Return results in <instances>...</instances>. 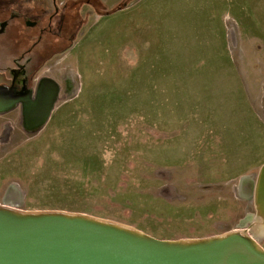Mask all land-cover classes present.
<instances>
[{
	"label": "rangeland",
	"instance_id": "374dc122",
	"mask_svg": "<svg viewBox=\"0 0 264 264\" xmlns=\"http://www.w3.org/2000/svg\"><path fill=\"white\" fill-rule=\"evenodd\" d=\"M97 1H31L27 25L55 10L58 36L75 33L37 67L33 57L64 42L45 33L29 53L36 34L6 31L15 14L0 16V86L13 69L22 99L43 84L56 96L41 127L26 126L20 101L0 110V206L12 208L0 214H78L183 244L241 231L264 259L252 200L264 166V0Z\"/></svg>",
	"mask_w": 264,
	"mask_h": 264
},
{
	"label": "water",
	"instance_id": "95a60500",
	"mask_svg": "<svg viewBox=\"0 0 264 264\" xmlns=\"http://www.w3.org/2000/svg\"><path fill=\"white\" fill-rule=\"evenodd\" d=\"M18 99L12 87L0 86V110ZM96 228L61 216L16 220L0 215V264H264L260 255L232 236L209 248L168 253L160 251L176 248V243Z\"/></svg>",
	"mask_w": 264,
	"mask_h": 264
},
{
	"label": "bare ground",
	"instance_id": "6f19581e",
	"mask_svg": "<svg viewBox=\"0 0 264 264\" xmlns=\"http://www.w3.org/2000/svg\"><path fill=\"white\" fill-rule=\"evenodd\" d=\"M52 87V86H51ZM51 87L50 85L48 84H43L41 89H40V100L44 99L46 101L45 98L48 97V94L50 93L51 91ZM35 100H32L31 102L33 103ZM30 102V104H31ZM36 103V102H35ZM38 103H39V100H38ZM28 105H29V102H27L25 104L26 108H28ZM53 108V105H51V103L48 105V107L46 108L45 111H42L41 112V115L38 116L37 113L38 110H37V113L36 115L33 117V114L36 109H33L31 111V117L33 118H29L28 121H27V116L25 117L26 118V126L30 129V128H37V127H41L45 121L48 119L50 113H51V109ZM40 114V113H39ZM38 116V117H37ZM36 119V121H35ZM33 121V122H32ZM9 130V129H8ZM256 179V177H255ZM254 193H253V198L252 200L254 201V205H255V208L257 210V216H255V231H254V234L255 236H257L259 239H262L264 237V166L261 168V171L259 172V175H258V180H255V183H254ZM263 195V197L261 198V196ZM6 213V212H4ZM2 215V214H0ZM55 215H61V214H57L55 213ZM63 215H67V214H63ZM4 217H7V218H10L9 216H6L3 214ZM68 216V217H67ZM65 217H67L68 219H85V220H88V221H83L85 224L87 225H91V226H94V227H97L96 229H99V230H108L111 228V227H108V226H105L104 224H102L103 222H95L94 220L84 216V215H78V214H72V215H67ZM80 217V218H78ZM10 219H13V218H10ZM17 220V219H16ZM106 225H108L109 223H105ZM109 228V229H108ZM126 229V230H125ZM118 230V229H116ZM132 231L131 233L128 232V231ZM119 232L121 233H118V234H124L129 237H135V236H139V237H143V235L140 233V232H137V231H133L132 229L130 230V228L128 229V227H120ZM133 234V235H132ZM122 236V235H121ZM228 236H232V237H235L237 239H239L241 242L245 243L253 252H255L256 254L258 255H261L263 254L261 252V248L258 246V244L254 243L251 241V239H247L245 237V232H231L230 234H228ZM227 237V236H226ZM145 238V237H143ZM221 239V238H220ZM220 239H216L215 241H218ZM223 239V238H222ZM250 241V242H249ZM176 243L175 245H177L178 247L176 248H173V249H169L167 248V250L165 251H160V252H172L173 250L177 251V250H182V249H185V248H209V245L206 242H203V243H199V242H196V243H179V242H174ZM263 256V255H261Z\"/></svg>",
	"mask_w": 264,
	"mask_h": 264
},
{
	"label": "trees",
	"instance_id": "16d2710c",
	"mask_svg": "<svg viewBox=\"0 0 264 264\" xmlns=\"http://www.w3.org/2000/svg\"><path fill=\"white\" fill-rule=\"evenodd\" d=\"M2 1L3 0H0V2ZM31 1L32 0H12V6L0 7V16L2 17V14H4V16L5 15L10 16L11 12L15 14L13 18H9V21L7 22L6 28H5L6 31L12 32L13 34H16V35H23L26 32H34L36 34V37L38 38L34 40L35 43L32 44V47L27 49L29 53L32 52V49L35 48L41 42L42 34H45V33H49L50 36L57 37L59 40L64 42L63 46L60 47V49L58 48L57 50L52 51L48 55H43V56L40 55V57H37V56L33 57L32 58L33 65L37 67V66L42 65V63L45 62L52 54L61 52L63 49L68 47L72 38H74L75 33L72 32L69 35H64L65 37H62V35L58 36L57 31H55V29H52V26H51L52 23L57 26L59 25V21L53 20V17L55 16V12H56L55 10L53 13L48 14V15H45L46 13L42 12V16L40 20L38 19V17H36L32 21V23H35L34 25L32 26L27 25V20H28L27 18L32 17L31 13L34 14V8L30 5V3H32ZM80 1L81 3L88 4L94 8L96 5H99V2L97 0H80ZM75 10H77V8H75ZM1 21H3L2 18H1ZM25 53L26 51L23 52L22 54H19L20 56L18 57V59H15L14 61H17L19 59L23 61ZM19 64L20 62L18 61L14 65L16 67H20ZM30 65H32V63ZM28 66L29 65L27 63L26 64L27 73H29L28 75H30V67ZM10 72L11 71L7 73L8 76H12Z\"/></svg>",
	"mask_w": 264,
	"mask_h": 264
},
{
	"label": "flooded vegetation",
	"instance_id": "af4514ba",
	"mask_svg": "<svg viewBox=\"0 0 264 264\" xmlns=\"http://www.w3.org/2000/svg\"><path fill=\"white\" fill-rule=\"evenodd\" d=\"M13 70V69H12ZM12 70H10V71H12ZM11 73V72H10ZM12 75V74H11ZM21 76V74H20V72H19V74L18 75H13V76H11V81H10V85L7 87V88H10V87H12L16 92H19V91H17V87L15 86V84H17L16 83V78L18 77V76ZM4 86V85H3ZM6 87V86H5ZM56 90V89H55ZM50 94V93H49ZM49 94H48V97L47 98H45L46 99V101L44 100V99H42V100H40V98H39V96H40V93L38 94V97H37V99H36V103L35 102H31L30 101V99H29V103L31 102V104L30 105H28V108H31V111L33 110V109H36V111L34 112V113H32L33 114V117L36 115V113H37V110H38V112L40 113H37L38 114V116H40L41 115V112L42 111H45L46 110V108L48 107V105L50 104V102H51V100H52V102H53V100H55L54 98L56 97L55 95H53L51 98H50V96H49ZM51 94H53V93H51ZM27 97H25L24 99H22L21 97H20V99H18V101H20L19 103L20 104H22L21 106H22V115H23V119L24 120H26V116H27V121H28V119L31 117V111H29V113H28V108H26V106H25V104L27 103ZM25 100V101H24ZM38 100H39V103H38ZM51 102V103H52ZM29 116H28V115ZM37 116V117H38ZM33 117H31V118H33ZM33 122V121H32ZM26 128V127H25ZM9 204H6L5 203V205H2V206H0V208L1 207H3V208H11L10 206H8ZM12 209V208H11Z\"/></svg>",
	"mask_w": 264,
	"mask_h": 264
}]
</instances>
